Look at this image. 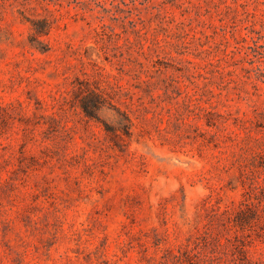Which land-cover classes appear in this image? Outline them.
<instances>
[{"label":"rangeland","instance_id":"rangeland-1","mask_svg":"<svg viewBox=\"0 0 264 264\" xmlns=\"http://www.w3.org/2000/svg\"><path fill=\"white\" fill-rule=\"evenodd\" d=\"M254 187L264 0H0V264H264Z\"/></svg>","mask_w":264,"mask_h":264},{"label":"trees","instance_id":"trees-1","mask_svg":"<svg viewBox=\"0 0 264 264\" xmlns=\"http://www.w3.org/2000/svg\"><path fill=\"white\" fill-rule=\"evenodd\" d=\"M33 25H34V23H33ZM34 28H35V31H36L39 35L42 34V33H47L48 30H49L48 27H45L44 29H40L41 27L39 28V27H37L36 25H34ZM42 28H43V27H42ZM40 50L44 51L45 49H40ZM92 96H93L94 99H95L93 105H88V103H86V102L81 103V106H82L84 112H85L88 116H90V117L95 116V115L93 114V109H94V107H96V106L100 103V101L103 99V95H102L101 93L95 91V90H93V92H92ZM251 190H252V188H251ZM251 194H252V196H262V197H264V189H263V188H260L259 191H257V190H256V187H254L253 190H252V193H251ZM251 261H252V260H251ZM246 262H247V264H249V259H247Z\"/></svg>","mask_w":264,"mask_h":264}]
</instances>
